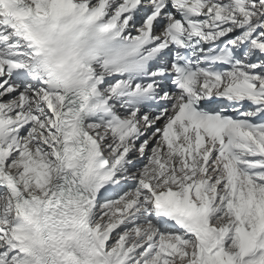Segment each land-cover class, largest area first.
<instances>
[{"label": "snow or ice", "instance_id": "snow-or-ice-1", "mask_svg": "<svg viewBox=\"0 0 264 264\" xmlns=\"http://www.w3.org/2000/svg\"><path fill=\"white\" fill-rule=\"evenodd\" d=\"M0 264H264V0H0Z\"/></svg>", "mask_w": 264, "mask_h": 264}]
</instances>
